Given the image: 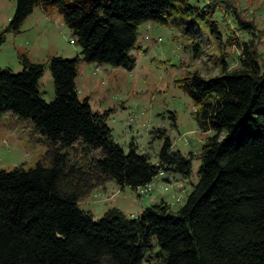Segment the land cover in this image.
<instances>
[{"label": "trees", "instance_id": "16d2710c", "mask_svg": "<svg viewBox=\"0 0 264 264\" xmlns=\"http://www.w3.org/2000/svg\"><path fill=\"white\" fill-rule=\"evenodd\" d=\"M178 5L196 10L189 0H16L4 33H18L36 6L57 9L80 57L50 58L49 103L39 86L42 64L19 55V73L0 69V117L47 142L33 168L0 170V264H264V71L251 41H232L238 66L222 61L218 76L193 73L179 83L198 129L212 135L198 155V182L177 212L160 202L137 218L113 208L94 222L79 208L107 181L136 190L160 172L190 175L192 156L171 150L167 138L157 165L133 146L124 154L75 85L80 61L131 70L138 27L166 25Z\"/></svg>", "mask_w": 264, "mask_h": 264}, {"label": "rangeland", "instance_id": "374dc122", "mask_svg": "<svg viewBox=\"0 0 264 264\" xmlns=\"http://www.w3.org/2000/svg\"><path fill=\"white\" fill-rule=\"evenodd\" d=\"M189 5L196 9L194 13L183 12L186 6L178 5L169 11L166 25L147 22L138 27L131 70L77 63L79 101L87 99L91 112L104 117L112 142L124 154L133 146L137 154L157 165L167 138L171 150L192 156L188 177L160 172L145 188H121L107 181L93 189L79 202V208L90 212L94 222L113 208L137 218L160 202L173 212L185 204L198 182V155L212 133L198 129L193 104L179 88L181 80L193 73L206 80L214 78L220 74L222 61L229 68L238 66L240 52L231 45L236 40L253 43L257 63L264 71V0H189ZM15 8L16 0H0V69L19 73V55L42 64L39 86L49 103L54 93L48 61L80 57V48L57 9L45 12L36 6L18 33H4ZM240 20L250 27L242 29ZM78 149L71 151L75 158ZM46 151L44 138L10 115L0 117V170L33 168Z\"/></svg>", "mask_w": 264, "mask_h": 264}, {"label": "crops", "instance_id": "0c3cea01", "mask_svg": "<svg viewBox=\"0 0 264 264\" xmlns=\"http://www.w3.org/2000/svg\"><path fill=\"white\" fill-rule=\"evenodd\" d=\"M44 93V92H43Z\"/></svg>", "mask_w": 264, "mask_h": 264}]
</instances>
